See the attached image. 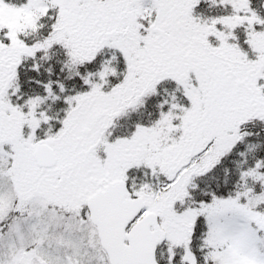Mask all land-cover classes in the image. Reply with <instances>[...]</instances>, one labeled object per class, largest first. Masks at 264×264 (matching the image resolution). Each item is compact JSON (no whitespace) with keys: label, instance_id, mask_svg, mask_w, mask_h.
I'll use <instances>...</instances> for the list:
<instances>
[{"label":"snow or ice","instance_id":"6c2138e0","mask_svg":"<svg viewBox=\"0 0 264 264\" xmlns=\"http://www.w3.org/2000/svg\"><path fill=\"white\" fill-rule=\"evenodd\" d=\"M0 264H264V0H0Z\"/></svg>","mask_w":264,"mask_h":264}]
</instances>
